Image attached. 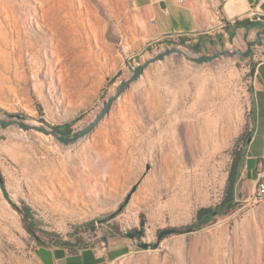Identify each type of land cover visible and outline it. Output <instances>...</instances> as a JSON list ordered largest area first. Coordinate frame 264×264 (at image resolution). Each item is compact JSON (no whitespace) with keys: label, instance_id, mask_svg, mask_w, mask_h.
Returning <instances> with one entry per match:
<instances>
[{"label":"rangeland","instance_id":"374dc122","mask_svg":"<svg viewBox=\"0 0 264 264\" xmlns=\"http://www.w3.org/2000/svg\"><path fill=\"white\" fill-rule=\"evenodd\" d=\"M0 3V114L7 118L49 128L70 124L74 131L95 117L134 66L178 46L153 40L146 15L132 0H69L64 6L76 4L85 31L66 39L58 57H50L52 68L44 53L37 65L29 53L20 58L10 26L6 43L2 22L6 5L19 13L38 2ZM31 34L30 41L42 39L38 29ZM237 48L247 45L223 42L202 53ZM253 67L248 57L227 54L203 64L181 54L156 61L90 134L69 146L0 125L6 189L0 183V264H47L46 246L69 254L93 248L102 228L132 246L102 264H264V201L236 194L235 208L189 231L199 208L223 200L233 159L251 136ZM186 180L193 189L188 197L182 194ZM142 220L143 235L129 237ZM167 228L178 231L154 246Z\"/></svg>","mask_w":264,"mask_h":264},{"label":"crops","instance_id":"0c3cea01","mask_svg":"<svg viewBox=\"0 0 264 264\" xmlns=\"http://www.w3.org/2000/svg\"><path fill=\"white\" fill-rule=\"evenodd\" d=\"M147 17L150 35L161 46H188L196 52L233 41L247 45L255 38L260 25H237V21L259 22L251 11H264V0H132ZM254 49V48H253ZM257 49L264 54V43ZM251 76L254 125L241 156L236 194L250 201L260 182L264 183V61L254 66ZM173 118V116H172ZM154 125V124H152ZM107 229L98 232L95 247L66 253L61 247L46 246L42 254L47 264H102L106 258H118L130 251L125 239L110 236ZM105 245V246H103Z\"/></svg>","mask_w":264,"mask_h":264},{"label":"bare ground","instance_id":"6f19581e","mask_svg":"<svg viewBox=\"0 0 264 264\" xmlns=\"http://www.w3.org/2000/svg\"><path fill=\"white\" fill-rule=\"evenodd\" d=\"M4 1H6V0H4ZM36 1L38 2V5H32L31 7H29L32 9H28L27 7H25V8H23L24 11L19 12V13L10 7H7L8 5H6V7H4V8H6L3 10L4 11L3 16H4L5 20H4V22H2V21L1 22L4 23L3 27L5 28L6 32H4L2 34L3 35L2 38L5 39L7 44H9V41H10L9 38L12 36V38H10L12 45L20 53V55H21V57L19 56L20 58H23L24 53H29L32 56V58L36 60L35 62L37 64V63H40L39 62L40 53H44L45 57L47 58L46 62L51 66L50 57L54 56V55H56L58 57V55H59L58 53L63 48V44L65 43L66 39L69 36H71L72 34H76L78 32L80 33L81 30H84V28H86L85 27L86 26L85 25V18L81 17V15L79 14V11H77L76 4L73 5V3H72L70 5L64 6L66 4V2L69 0H67V1L66 0H58L59 4L65 3L62 7H60V6L56 7L55 6L56 2H53L52 0H36ZM70 1L74 2L76 0H70ZM3 3H5V2H3ZM0 6H1V3H0ZM0 14H2V13H0ZM64 18H66V19H64ZM7 26H10L9 31H11L12 35L7 30ZM97 27L99 28V26H97ZM97 27H96V30L98 29ZM33 29L34 30L38 29L41 32L40 36L42 39H39V40L37 39L35 41H32V40L30 41V39H28L29 35H32L31 31ZM87 29H86V31H87ZM47 30H48V32L50 31L53 34V37L50 39H47L48 38L46 36L48 34ZM92 30L93 29H91V31ZM93 32H95V30ZM93 34H95V33H93ZM99 34H101V33H99ZM13 35H14V37H13ZM73 38H75V36ZM73 38L71 37V39H73ZM80 39H81V37H80ZM43 40H46V42L42 43ZM80 42H81V40H80ZM67 43L69 44L70 42H67ZM49 44L53 48H51V47L49 48L48 47ZM38 45H39V48H37ZM69 46L70 45H68V47ZM51 68H52V66H51ZM24 77H25V75H24ZM118 84L119 83H116V88H117ZM10 118H12V117L7 118V117H4L3 115L0 114V120L10 119ZM25 122L29 123L33 127L34 126H44L42 123H40L37 120H27ZM47 128H48V126H47ZM30 130L31 131L35 130L36 133H38L39 135L43 136V134H44L47 139L52 140L55 143L57 142L51 134H45L44 132L39 131L35 128H31ZM191 183L192 182H190L189 180H186L184 182V186L182 185L183 186L182 187L183 188L182 194H184V195L187 194V197L191 194V191L193 190ZM182 184H183V182H182Z\"/></svg>","mask_w":264,"mask_h":264},{"label":"water","instance_id":"95a60500","mask_svg":"<svg viewBox=\"0 0 264 264\" xmlns=\"http://www.w3.org/2000/svg\"><path fill=\"white\" fill-rule=\"evenodd\" d=\"M263 42H264V24L261 25V28L258 30L256 34V37L252 40L247 41V48L245 50H243L242 48H237L236 50L224 49L217 51L215 53H201L199 55H193V54H189L184 48L180 46L166 47L163 51H160L154 56H152V58L147 59L146 61L134 66L131 76L119 82L116 88V92L112 96L108 97L107 100L104 101L102 108L95 115V117L83 127L74 130L70 135H66L64 133L58 132L54 128H49V127L47 128V126L44 124H43L44 126L33 127L32 125L25 122L23 119H21L18 116L12 117L10 119L0 120V125L4 128L10 125H18L19 127L25 130L35 128L39 131L44 132L45 134H51L62 144H64L65 146H69L78 142L81 138L90 134L97 127V125L106 117V115L110 113L113 104L119 99L121 95H123L126 92L127 89L131 87V85L134 82L138 81L143 76L147 67L150 64L155 63L156 61H163L166 57L173 54H181L187 60L191 62H195L197 64L211 62L214 59L218 58L219 56L225 54L231 57L235 55H240L242 57H249L253 51V48L257 45L263 44ZM144 226H145V221L142 220L141 227L136 231H132L128 233V236L131 238L142 236L144 233V228H143ZM190 230H192V227H189V231ZM176 231H178L177 228H167L161 230L158 235V242H156L154 246H157L159 244V241L162 239L163 236L175 233ZM179 231L184 232L185 230H179ZM140 245L144 248H147L150 244L143 242Z\"/></svg>","mask_w":264,"mask_h":264},{"label":"trees","instance_id":"16d2710c","mask_svg":"<svg viewBox=\"0 0 264 264\" xmlns=\"http://www.w3.org/2000/svg\"><path fill=\"white\" fill-rule=\"evenodd\" d=\"M236 24L237 25H241V24L249 25L250 24V25H260L261 26L262 24H264V22L259 21V22L251 23V22H246L245 20H243V21H237ZM196 51H198V49H196ZM251 71H253V69ZM54 129L66 135L72 134V131H73L70 124H67L65 126V129H62L59 126H55ZM240 166H241V156L237 154L235 155L233 159V162H232V165L229 171L226 193H225L223 200L220 202V204H218L215 207L204 206V207L199 208L197 211V220L195 224L191 226L192 229H199L211 223L212 221H214V218L216 215L226 214L231 209L235 208L236 206V183H237L238 176H239ZM0 181H1L0 183H1L2 188L4 192L6 193V189H5L1 176H0ZM23 211L27 216H30V208L25 206L23 208ZM27 227L30 231H33V229L30 226H27ZM91 229L94 230L95 227L91 226Z\"/></svg>","mask_w":264,"mask_h":264},{"label":"built area","instance_id":"2783aa9c","mask_svg":"<svg viewBox=\"0 0 264 264\" xmlns=\"http://www.w3.org/2000/svg\"><path fill=\"white\" fill-rule=\"evenodd\" d=\"M251 15L255 18V20L264 22V11L263 10L259 8H255L254 10L251 11ZM258 46H261V45L255 46L252 53L248 57L253 62L254 66H257L258 64L264 61V54L262 50L257 49ZM253 81H254V78L251 76V82L253 83ZM252 199H254L255 201H264V183L263 182H260L257 185L256 192Z\"/></svg>","mask_w":264,"mask_h":264},{"label":"flooded vegetation","instance_id":"af4514ba","mask_svg":"<svg viewBox=\"0 0 264 264\" xmlns=\"http://www.w3.org/2000/svg\"><path fill=\"white\" fill-rule=\"evenodd\" d=\"M136 230H138V229H136ZM136 230H135V231H136Z\"/></svg>","mask_w":264,"mask_h":264}]
</instances>
